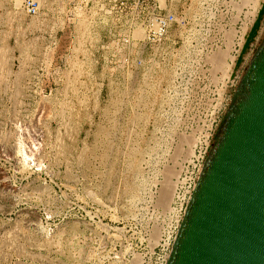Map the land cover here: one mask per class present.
Listing matches in <instances>:
<instances>
[{
	"label": "rangeland",
	"instance_id": "obj_1",
	"mask_svg": "<svg viewBox=\"0 0 264 264\" xmlns=\"http://www.w3.org/2000/svg\"><path fill=\"white\" fill-rule=\"evenodd\" d=\"M18 1L0 0V264L136 262L169 217L166 172L183 164L171 114L111 104L116 81L73 75L55 43L69 24L45 27Z\"/></svg>",
	"mask_w": 264,
	"mask_h": 264
},
{
	"label": "built area",
	"instance_id": "obj_2",
	"mask_svg": "<svg viewBox=\"0 0 264 264\" xmlns=\"http://www.w3.org/2000/svg\"><path fill=\"white\" fill-rule=\"evenodd\" d=\"M262 1L72 0L53 8L44 0L22 1L25 14L45 27L69 24L72 74L116 81L111 104L165 108L174 151L182 135L202 129L192 159L182 164L172 211L159 223L158 243L130 264H167L218 126L264 31L263 15L245 46Z\"/></svg>",
	"mask_w": 264,
	"mask_h": 264
},
{
	"label": "water",
	"instance_id": "obj_3",
	"mask_svg": "<svg viewBox=\"0 0 264 264\" xmlns=\"http://www.w3.org/2000/svg\"><path fill=\"white\" fill-rule=\"evenodd\" d=\"M167 264H264V37L216 131Z\"/></svg>",
	"mask_w": 264,
	"mask_h": 264
},
{
	"label": "bare ground",
	"instance_id": "obj_4",
	"mask_svg": "<svg viewBox=\"0 0 264 264\" xmlns=\"http://www.w3.org/2000/svg\"><path fill=\"white\" fill-rule=\"evenodd\" d=\"M19 1L21 2V0H19ZM19 1L17 2V5H20V2ZM201 132H202V129H200L198 131H194V132H192V133H190L188 135H182L180 137V142L178 143V145L176 146L175 151H174V154H176V156H177V158L179 160L182 158V162H184V159H183L184 154H182L181 151H185L186 148H188V146L190 148L186 152V156L187 157H186L185 160L186 161H190L192 159V157L194 155L195 147L197 146V144L199 143V141L201 139ZM181 166H182V163H180V167ZM181 168H180V170H181ZM180 170H178V172H175L172 168H169L167 170V172H166L167 179L163 183L161 197H160V203H162L163 205H166V204L168 205V203H171V201H173L172 198L174 197V193H175V190H176V186L178 184V179H177L176 182H173V183H172L171 179H172V177L174 175L176 176V178H179V176L181 174ZM168 210L172 211L171 206L169 207ZM160 234H161V232H160ZM159 238H160V235H159ZM159 238L157 240V243L159 241ZM154 247H152V248H154ZM137 255H139V254H137Z\"/></svg>",
	"mask_w": 264,
	"mask_h": 264
},
{
	"label": "crops",
	"instance_id": "obj_5",
	"mask_svg": "<svg viewBox=\"0 0 264 264\" xmlns=\"http://www.w3.org/2000/svg\"><path fill=\"white\" fill-rule=\"evenodd\" d=\"M51 7L53 8L55 6L51 5ZM47 8H50V7H47ZM63 20H64V17L62 16V17L59 18L58 21L60 23H62ZM60 28L62 29L63 27H60ZM67 31H69V30L66 29L61 35H59V37H57L55 39L57 40V45H59V46L68 45L69 46V52L72 54V36H70L68 38H65L66 37V34H67ZM69 32H70V35H71V31H69Z\"/></svg>",
	"mask_w": 264,
	"mask_h": 264
},
{
	"label": "flooded vegetation",
	"instance_id": "obj_6",
	"mask_svg": "<svg viewBox=\"0 0 264 264\" xmlns=\"http://www.w3.org/2000/svg\"><path fill=\"white\" fill-rule=\"evenodd\" d=\"M259 16L263 17V15H262L261 13H259ZM263 37H264V31L262 32V34H261V36H260V39H259V42H258L257 46L255 47L254 54H255V52H256V50H257L259 44L261 43ZM253 56H254V55H253ZM218 127H219V126H218Z\"/></svg>",
	"mask_w": 264,
	"mask_h": 264
}]
</instances>
